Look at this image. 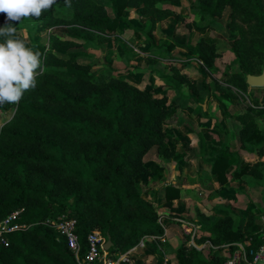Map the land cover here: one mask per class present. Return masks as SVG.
Segmentation results:
<instances>
[{"label": "trees", "instance_id": "trees-1", "mask_svg": "<svg viewBox=\"0 0 264 264\" xmlns=\"http://www.w3.org/2000/svg\"><path fill=\"white\" fill-rule=\"evenodd\" d=\"M180 1L70 0L67 6L65 0H57L50 10L33 18L41 30L63 27L65 31H51L48 46L32 41V51L41 54L43 69H37L36 87L25 91L17 105H0V111L15 107L0 125V221L24 209L20 221L30 224L9 234V245L0 239V264H80L89 251L88 236L94 231L112 240L107 253L114 260L148 237L159 239L146 242L154 251L165 244L161 240L166 235L163 220L170 214L146 197L142 178L152 175L146 156L157 147L160 157L182 161L184 154L175 149L178 140L168 136L165 126L179 119V97H186L204 112L197 81L174 64L171 73H159L167 88L155 97L150 88L121 75L123 70L109 80H98L92 72L96 58L86 49L119 40L122 25L136 35L144 34L154 45L160 22L182 18L171 7ZM128 8L140 10L146 24L138 27L127 16ZM227 8L231 10L229 25L237 32L231 51L238 69L223 73L216 87L234 99L248 95L251 103L234 114L241 124L240 149L232 151L225 140L214 143L207 156L206 141L198 135L200 156L210 164L222 189H232L228 182L245 175L264 177V88L261 97L255 95L246 77L247 73L260 74L264 65V0H198L192 11L200 25L212 27ZM11 23L16 32L20 30L19 22ZM5 24V14L0 13V27ZM4 39L0 37V43ZM174 48L166 45V58L191 64L188 55L186 59L183 54L176 56ZM189 53L205 69L217 71L220 51L216 41L201 36L189 45ZM129 56L125 57L127 63ZM202 88L207 89L205 81ZM241 150L255 154L256 160L244 159ZM165 189L164 206L172 207L179 189L174 184ZM227 210L218 218L202 214L207 221H196L201 236L195 240L204 246L181 242L170 253L177 264H225L238 243L245 245L249 256L261 246L264 231L250 232L254 219L250 217L243 227L238 214ZM66 217L77 220V254L67 238L48 224ZM145 257L135 254L130 257L133 262L119 264H144Z\"/></svg>", "mask_w": 264, "mask_h": 264}, {"label": "rangeland", "instance_id": "rangeland-1", "mask_svg": "<svg viewBox=\"0 0 264 264\" xmlns=\"http://www.w3.org/2000/svg\"><path fill=\"white\" fill-rule=\"evenodd\" d=\"M197 2L198 0H181L179 3H172V9L182 18L178 19L177 16H175L160 22L154 31L156 37V43L154 45L147 40L144 34L140 33L139 35H136L132 29L124 26L125 28L119 30L120 33L118 35V43H121V46L123 45V50L117 52L118 50L116 47V50H113L112 48L108 50L105 48L94 52L99 59L95 57L96 60L94 61L95 63H93L92 72L97 76L98 80L105 81L109 80L116 71L123 70V76L126 79L142 88H150L151 93L155 97H160L163 95V91L167 86L159 76V73H171V67L174 64H179L180 67H182V72L186 66H191L190 68L192 71L200 75L198 81L194 79L197 81V85L202 88L203 81H205V85H207V89L205 88L206 92L203 93L208 92V94H215V97L211 101L217 105L213 107L215 113L218 112L219 109H223V106L219 104L220 102L225 103L227 109L231 110V112H237L239 109L246 107L251 103L250 96L242 94L234 99L220 93L216 87V83L221 81L223 73L234 72L238 69L237 66L233 64L234 54L231 51L232 42L237 36V32L233 31L229 25L231 21V10L230 8H227L223 16L217 18L218 23L216 26H203L200 25L199 18L194 15L192 11ZM134 9L136 8H128L127 11L130 12V16L138 27L143 26L147 21L145 16L141 14L140 10ZM19 24L20 30L12 35V39L24 42L25 46L31 50L34 49L32 41L36 40L48 46L50 44L52 32L65 31L63 27H56L52 30H41L39 23L33 18H22ZM201 36H205L209 41L214 40L217 43V47L220 51V57L216 61L217 71L205 69L203 67V62L197 60L193 54L189 53V45H192V42L195 44L198 40L197 38ZM120 40H123L124 42H121ZM131 44L134 46L132 51H130ZM166 45L175 46L172 52L176 56L183 54L185 57V55H188L191 64L185 65L181 62L171 61V59L166 58ZM77 49L79 48H75V50ZM106 52L107 54H105ZM60 54L63 53L60 52ZM128 56L130 57V61L127 63L125 57ZM254 93L261 97L263 95V89H255ZM14 110L15 107L8 111H0V125H2L3 121L7 118L11 117ZM255 160L254 157V161ZM247 176L255 178L252 175H245L242 180H230L228 186L232 187V189H222L221 183L215 176V179L220 186L213 191L210 190L208 193L205 192V195H200L199 192H195V196L197 200L202 202V205L209 210L210 214L207 216L218 218L225 215L228 212L227 209L231 208L238 214V219L243 227L247 225L251 217L254 219V223L250 232H263L264 177H262L260 186H255L252 189L248 186L250 185L252 178H248V180L246 179ZM203 178L205 179V177ZM208 182H211L214 185L213 179H211V181L208 180ZM246 186L248 187L246 188ZM241 187L243 189H241ZM216 191H219V194H217ZM219 196L222 198H218ZM168 211L171 212L172 210L168 209ZM189 212L190 213L186 216H183V214H181L182 216H178L179 218H182L180 221L175 220V216L177 215L175 213L170 214L171 216L168 218L164 217V225L167 227L170 223H176L172 229V232L176 233L178 224L181 225L183 221L188 223L197 220L207 221L198 208H193L191 206ZM252 214L259 215L254 216ZM184 231H186V229H183L182 227L180 233L177 234L178 241L174 242V244H171L170 242L165 244L161 243L159 245L160 249L154 251L155 257L157 259L161 258L162 251L160 250H163L166 252V255L177 264L176 259L170 256V253L176 249L181 242L188 241V243H190L193 241L200 246L195 240L201 236L200 228L197 231L192 230L191 235H187ZM212 246L214 249L226 248L225 245Z\"/></svg>", "mask_w": 264, "mask_h": 264}, {"label": "crops", "instance_id": "crops-1", "mask_svg": "<svg viewBox=\"0 0 264 264\" xmlns=\"http://www.w3.org/2000/svg\"><path fill=\"white\" fill-rule=\"evenodd\" d=\"M126 14L130 19H132L129 11H127ZM123 28L125 27L122 25L119 30ZM118 42L119 41L114 38L109 42L99 43L97 48H88L86 51L94 57H96L94 52L99 51L100 49L103 50L105 48L108 50H110V48L116 50L117 47V52H121L123 47L119 45ZM191 44H194V42ZM132 49H134V46L131 44L130 51H132ZM105 54H107V52ZM96 58L99 59V57ZM190 67L191 66H186L183 69V73L187 74L191 79H196L198 81V77L200 75L193 72ZM121 75L124 74L121 73ZM198 88V99L201 100L200 104L202 105L204 112H201L199 107L196 104L191 103L186 97H180L176 101L177 114L179 118L178 121L169 122L165 126L168 136L178 140V144L175 146V149L178 153L184 154L182 161L177 163L173 159L162 158L157 151V147H154L146 156V160L152 164V175L150 178H142V183L145 186L146 197L152 200L156 206H159L161 211L169 214H177L175 216V220L177 221L182 220V218L178 217L182 216L181 214L186 216L190 213L189 208L191 206L193 208H198L203 214L209 215V210L205 208L204 205H202V202L197 200L195 192H199L200 195H205V192L208 193L210 190L213 191L220 186L218 181H216L215 176L210 172V164L206 163L200 156L198 135H202L206 141L207 156L208 154L209 156L211 155L210 149L214 143L221 144L226 140L229 148L232 151L240 149L241 146V140L239 137L241 124L234 117V113L236 112H231V110L227 109V105L225 103L220 102L219 104L223 106V109H219L218 112L215 113L213 107L217 105H215L216 103L211 102L215 97V94H208V92L203 93L206 91L199 85ZM241 154L244 159L254 161L255 154L245 150H241ZM201 176L205 177V179ZM248 178H252L250 185H248L250 188L253 189L255 186H260L262 178H253L247 176L246 179ZM207 179L210 181L213 179L214 185L211 182H208ZM170 184H174L178 187L180 196L173 201L172 207H167L164 206L166 202L165 187ZM248 186H246V188ZM241 189L243 188L241 187ZM216 193L219 194V191H216ZM218 198L222 197L219 196ZM168 209L172 211L169 212ZM169 216L171 215H167L165 217L168 218ZM175 225L176 223H170L167 227L164 225L166 228V235L163 239H161L162 242H170L171 244H174V242L178 241L177 234L180 233L182 227L183 229H186L184 232L187 235H191L192 230L197 231L200 228V225L197 224L196 221L189 223L183 221L181 225L178 224L176 233H173L172 229ZM153 240L156 241L159 239L155 237H148L146 241H142L139 245L128 252V257L130 258L135 254L145 255L146 257L144 259V264H175L163 250H161L162 254H164L163 257L159 259L155 257L154 250L151 247H148L146 244V242H151ZM189 244L198 248L203 247V244L198 246L193 241ZM131 262H133V260H131Z\"/></svg>", "mask_w": 264, "mask_h": 264}, {"label": "clouds", "instance_id": "clouds-1", "mask_svg": "<svg viewBox=\"0 0 264 264\" xmlns=\"http://www.w3.org/2000/svg\"><path fill=\"white\" fill-rule=\"evenodd\" d=\"M57 0H0V13L5 14L6 24L0 27V105H17L25 91L36 87L37 69L43 71L39 52L27 48L24 42L9 37L16 28L11 22H20L22 18L38 19L46 10H50ZM70 6V0H65Z\"/></svg>", "mask_w": 264, "mask_h": 264}, {"label": "built area", "instance_id": "built-area-1", "mask_svg": "<svg viewBox=\"0 0 264 264\" xmlns=\"http://www.w3.org/2000/svg\"><path fill=\"white\" fill-rule=\"evenodd\" d=\"M24 209L16 210L0 221V239L5 245H9L7 236L11 233L21 231L30 227V224L20 221ZM48 224L57 228L61 235L69 241L71 248L78 253L80 242L76 233L77 220L72 217L63 218L59 222L49 221ZM262 244L250 252V256L243 243H238V249L234 255L229 258L225 264H264V233L262 235ZM106 239L100 231H94L88 236L89 251L86 257L80 261V264H119L121 261H131L128 253L121 255L117 260L108 256L104 248Z\"/></svg>", "mask_w": 264, "mask_h": 264}, {"label": "water", "instance_id": "water-1", "mask_svg": "<svg viewBox=\"0 0 264 264\" xmlns=\"http://www.w3.org/2000/svg\"><path fill=\"white\" fill-rule=\"evenodd\" d=\"M247 83L250 88H264V65L260 74H246ZM112 245V240L109 238L104 244V248L108 250Z\"/></svg>", "mask_w": 264, "mask_h": 264}]
</instances>
